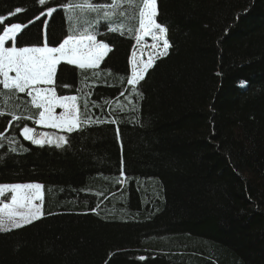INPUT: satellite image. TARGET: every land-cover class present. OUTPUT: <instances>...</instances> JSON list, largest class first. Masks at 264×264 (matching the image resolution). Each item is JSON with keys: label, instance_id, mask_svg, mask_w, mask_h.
Returning <instances> with one entry per match:
<instances>
[{"label": "trees", "instance_id": "1", "mask_svg": "<svg viewBox=\"0 0 264 264\" xmlns=\"http://www.w3.org/2000/svg\"><path fill=\"white\" fill-rule=\"evenodd\" d=\"M157 2L171 47L136 92L134 38L101 25L114 47L99 69L62 63L56 77L90 122L13 121L0 140V185L44 186L42 217L0 233V264H264V0ZM63 3L0 0V35L20 23L17 46L42 44L46 20L58 44ZM25 125L68 142L34 145Z\"/></svg>", "mask_w": 264, "mask_h": 264}, {"label": "snow or ice", "instance_id": "2", "mask_svg": "<svg viewBox=\"0 0 264 264\" xmlns=\"http://www.w3.org/2000/svg\"><path fill=\"white\" fill-rule=\"evenodd\" d=\"M45 2L46 0H38L40 5ZM62 7L70 22V28L68 34L56 45L50 46L47 41L46 20L43 21V43L34 46H17L15 43L18 33L27 25L13 23L2 30L0 117L10 116L11 120L7 121V129L0 131V140L7 138L6 132L11 129L13 121L32 120L37 126L66 133L80 130L82 123L90 122L91 118L85 117L78 108L76 95L58 94L56 77L58 66L62 63L75 66L83 72L99 69L114 47L108 42L98 40L101 25L105 26L108 32L120 35H124L127 30L137 45H140L145 37H150L153 41L144 46L152 50L148 53L146 61L137 60V50H132V72L127 84L133 86L134 92L137 91L135 85L145 78L155 61L168 55L171 44L167 39V26L157 21V0H64ZM56 10L55 7L49 8L42 15L51 17ZM15 11L19 13L21 9L16 8ZM4 19L5 17L0 16V22ZM35 19H40V16ZM9 41L13 43L6 46ZM108 72L111 74V70ZM92 75L98 76L99 73L93 71ZM84 107L87 108V104ZM57 109L62 111L58 113ZM20 135L24 140L41 147L48 144L59 148L68 142L65 135L38 133L35 128L27 125L21 128ZM14 140L13 137L9 143ZM10 150L16 151L15 148ZM43 187L39 183L0 185V233L19 229L42 217ZM8 194L10 197L5 201L4 198Z\"/></svg>", "mask_w": 264, "mask_h": 264}, {"label": "rangeland", "instance_id": "3", "mask_svg": "<svg viewBox=\"0 0 264 264\" xmlns=\"http://www.w3.org/2000/svg\"><path fill=\"white\" fill-rule=\"evenodd\" d=\"M13 42L12 41H9L6 46H10ZM151 43H153V41L151 40L150 37H145L144 41L141 42L140 45H137L136 42H135V49L137 50V57L136 59L137 60H144L146 61L147 58H148V53L150 51H152L150 48H146L144 47L145 45H150ZM143 48V54H141V49ZM133 57H132V53H131V56H130V61H129V64H130V71L132 72V61ZM158 60V59H157ZM132 86V85H130ZM60 111H62L61 109H57V112L59 113ZM39 127H42V126H39ZM43 128H47V127H43ZM47 129H51L53 131H58V132H62L60 130H57V129H52V128H47ZM10 197V194H8L4 199L5 201H8V198ZM37 203H41L39 201H37ZM41 211H42V208H41Z\"/></svg>", "mask_w": 264, "mask_h": 264}]
</instances>
